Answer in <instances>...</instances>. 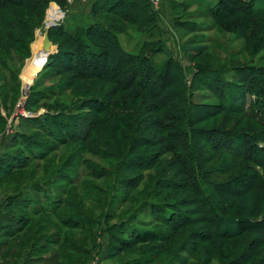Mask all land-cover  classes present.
<instances>
[{"label":"rangeland","instance_id":"rangeland-1","mask_svg":"<svg viewBox=\"0 0 264 264\" xmlns=\"http://www.w3.org/2000/svg\"><path fill=\"white\" fill-rule=\"evenodd\" d=\"M63 1L62 5L51 1L41 9L0 8V158L12 154L25 164V169L8 176L0 170V209L29 223L10 239L0 233V243L6 244L0 264H20L27 258L45 264H264V168L199 142L201 149L206 146L201 156L209 171L206 181L237 192L218 191L219 206L206 203L194 190L196 181L185 173L177 151L169 146V132L157 125L156 102L137 86L76 77L68 71L71 59L65 57L74 50L59 35L63 25L79 32L94 22L109 25L129 58H148L157 70L168 60L177 62L187 88L207 66L248 67L260 80L264 0H233L221 10L217 0H169L173 9L165 0H148L157 14L156 26L148 34L111 14L98 12L91 18L92 0ZM53 8L61 11L62 18L51 27L46 19ZM45 33L52 48L48 65L24 89L23 73L34 52L42 50ZM144 41L149 46L140 52ZM195 84L190 91L193 102L218 104L216 93L199 81ZM246 90L247 111L257 110L264 118V96ZM92 97L101 98L109 110L95 114L87 104L83 107V101ZM45 112L64 113L63 125L69 123L76 141L60 145L37 129L38 117ZM89 123L94 131L84 137ZM225 124L238 134L264 133L263 127L236 112L221 113L196 127L224 129ZM51 133L70 137V133L60 135L58 129ZM28 139L41 147L38 152L45 154L44 159H31ZM246 146V153H252ZM139 156L149 163L143 166ZM252 174L258 178L253 184L248 180ZM126 180L137 187L130 190ZM42 187L51 197L46 211H28L14 197L21 192L47 206ZM246 198L253 202L250 214L245 210ZM167 212L176 216L166 220ZM223 220L239 222L237 237L221 235ZM133 230L143 234L129 241L127 232ZM46 236L63 242L53 245ZM107 251L114 255L106 257Z\"/></svg>","mask_w":264,"mask_h":264},{"label":"trees","instance_id":"trees-1","mask_svg":"<svg viewBox=\"0 0 264 264\" xmlns=\"http://www.w3.org/2000/svg\"><path fill=\"white\" fill-rule=\"evenodd\" d=\"M51 1L59 5L64 4L63 0H0V8L27 7L29 9H41L47 6ZM165 1L172 9L174 8L169 0ZM217 2L218 9L221 10L223 8L226 9V6L231 4L233 0H217ZM90 8L92 9L89 11L91 18L94 19L98 12H100V14H111L127 23L142 28V34H148V32L156 26L155 19L157 14L153 11L148 0H92ZM222 15H219V17ZM110 28L111 26H104L98 22L89 24L84 27L81 32L76 30L75 27L71 29L69 25L68 27H64L63 25L61 29L59 28V35L66 38L71 44V49L74 50L73 54H69L68 56L65 55V57L72 61V65L68 68V71L72 72L81 80L93 78L101 81L115 82L120 85L119 87L124 86V84H129L130 86L141 88L145 94L156 102L155 112L156 116H158L157 125L159 127H164L169 132L168 139L169 142L171 141L169 146L173 151H177L179 163L185 173L189 175L191 181H196V184L193 183L194 190H196L199 196H203L206 203L210 202L215 206H219L220 197L218 191H223L231 195H235L237 192L230 189L225 184L215 185L206 181L209 171L204 169V164L201 159V156L205 154L203 151H206L203 148L206 146L201 149L199 142H205L213 151L219 149V151L232 152L237 158L251 160L250 162L253 165L264 168V133L261 134L253 130H246L238 134L234 133L237 131L229 130L228 124L224 125V129L211 128L210 130L197 129L196 126L221 113L236 112L243 114L245 117L264 128V118L261 116L260 112L257 110L247 111L245 104L247 88L264 96V75L259 74V78L261 77V79L258 80V77L256 79L253 77V70L248 67L244 68L231 65L226 70H216L215 68L213 69L207 66V70L203 68V70H200V72H203L202 74L193 76L191 85L187 88L183 80L182 71H180L181 67L177 62L168 60L160 70H157V68H154L151 64L149 65L148 58L136 61L133 58H129L128 52L125 51L117 39L116 34L112 33ZM79 39L81 40L79 41ZM147 43V41L143 42L140 52L146 51L149 46ZM158 49V52L162 53L164 51L163 46H160V44ZM193 50L196 52L199 51V49ZM48 61L49 57L42 69L47 67ZM108 70L111 71V74L107 73ZM127 74L130 75L129 81L125 79V75ZM198 81L205 84L207 89L216 93V98L219 100L218 104L208 105L193 102L190 91L195 90L193 87ZM83 104V107L87 104L88 106L86 107L95 114H102L109 110L107 105H103L102 99L98 97L85 100ZM262 104L264 105V103ZM64 115V113L53 114L45 112L41 117H38L41 121L37 129H40L41 132L45 131L47 136L55 139L60 145L73 143L76 140L70 132L71 127L69 123L67 122L68 124H66L68 127L63 125ZM82 123L84 124V122ZM87 125L88 128L86 127ZM87 125H84L86 131L84 137H87L95 128L92 123ZM242 125L243 123H238L237 126ZM56 129L61 130L60 135L62 133H70V137H53L54 134L51 132ZM218 139H221L225 143L223 144ZM27 143V147L32 143L31 147L34 148L33 150L31 147L27 148L28 152L31 153V159L40 161L45 158V154L43 155L38 152L41 147L37 144L35 145L30 139H28ZM144 145L142 147H144ZM246 145H249L250 149H253L252 153H246ZM254 148H257V154L254 152ZM8 158H6V156L0 158V168H2L0 170H3L4 175L8 176L15 170L25 169V164L16 155L10 154ZM138 158V160L142 162V165L145 166L143 164V162H145L143 161V156H139ZM210 160H212V158H209L207 161ZM147 162L149 163V159L145 162L146 165ZM257 179L256 174L248 176V180L251 183ZM131 183L130 180H126L127 188L130 190L138 185ZM126 185H123L122 188H126ZM36 186L37 185L30 187L34 188ZM41 192L43 195L42 201L47 203V206H40L33 199L29 198L27 194H22L21 192L14 197L17 198L24 209L38 213L46 211L44 208L52 204L50 203L51 197L46 193L45 188L42 187ZM242 200L244 201V198H242L241 201ZM245 200L248 201V206L245 207L246 213L250 214L253 208V202L247 198ZM52 201L58 202L59 200ZM51 207V211L56 209L55 205ZM150 208L154 212L153 207L150 206ZM167 213L168 218H166V220H170L176 216V214L172 212ZM262 218L261 221L264 222V215ZM28 224L27 220L23 221L20 217H16L11 215L10 212L4 211V208L0 209V233L8 239L22 232ZM220 228L221 235L226 234L230 237H237L240 233L239 222L237 220H223ZM127 234L130 237L129 241H134L139 239L140 234L143 233L133 230L127 232ZM45 240L47 242L53 241V245H59L63 242V239L59 237L53 239L52 236H46ZM4 247H6V244L0 243V257L3 254ZM113 255L111 251L106 252V257H111ZM54 257L57 259L58 256L54 255ZM46 261H53V258L49 260L46 259ZM44 262L45 260L41 263H35L32 262V259L27 258L20 264H45Z\"/></svg>","mask_w":264,"mask_h":264},{"label":"bare ground","instance_id":"bare-ground-1","mask_svg":"<svg viewBox=\"0 0 264 264\" xmlns=\"http://www.w3.org/2000/svg\"><path fill=\"white\" fill-rule=\"evenodd\" d=\"M61 17V13L58 11V9L53 8L49 11L46 19V25L51 26L55 24L56 21H58ZM43 42V41H42ZM42 50L40 52H34L33 58L31 61H29L28 66L26 70L23 73L22 81L24 85V89L27 87L29 80L33 77V75L41 69V66L43 64L44 57L41 55Z\"/></svg>","mask_w":264,"mask_h":264},{"label":"water","instance_id":"water-1","mask_svg":"<svg viewBox=\"0 0 264 264\" xmlns=\"http://www.w3.org/2000/svg\"><path fill=\"white\" fill-rule=\"evenodd\" d=\"M51 50H52V48H51V43H50L49 38H48V34L45 33L43 36L42 53H41V55L44 57V59H43L44 62L41 66V69L44 66L48 56L51 54Z\"/></svg>","mask_w":264,"mask_h":264},{"label":"built area","instance_id":"built-area-1","mask_svg":"<svg viewBox=\"0 0 264 264\" xmlns=\"http://www.w3.org/2000/svg\"><path fill=\"white\" fill-rule=\"evenodd\" d=\"M60 11V10H59ZM60 13H61V11H60ZM62 18V13H61V17H60V19Z\"/></svg>","mask_w":264,"mask_h":264},{"label":"crops","instance_id":"crops-1","mask_svg":"<svg viewBox=\"0 0 264 264\" xmlns=\"http://www.w3.org/2000/svg\"><path fill=\"white\" fill-rule=\"evenodd\" d=\"M74 1V0H73Z\"/></svg>","mask_w":264,"mask_h":264}]
</instances>
